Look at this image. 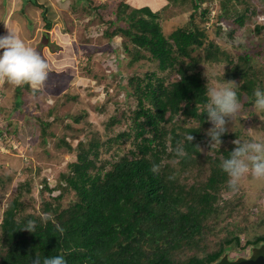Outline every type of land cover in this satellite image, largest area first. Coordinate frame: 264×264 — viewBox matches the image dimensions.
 Listing matches in <instances>:
<instances>
[{
  "label": "trees",
  "instance_id": "obj_1",
  "mask_svg": "<svg viewBox=\"0 0 264 264\" xmlns=\"http://www.w3.org/2000/svg\"><path fill=\"white\" fill-rule=\"evenodd\" d=\"M93 1L76 0L73 6L83 3L86 7ZM170 1L164 0L160 10L148 0L138 6L125 0L96 6L107 24L104 35L122 37L115 49L117 63L126 58L133 71H127V84L121 87L135 103L128 106L126 102L122 108L116 101L102 130L86 119V110L75 114L69 109L59 115L52 106L47 113L51 119L36 116L42 144L54 138L56 150L46 149L48 155L58 151L74 158L54 185L39 171L37 178L30 174L18 182L0 220V264H30L36 255H64L67 264H234L247 259L238 251L246 246L264 257V232L243 244L244 230L231 221L242 201L238 195L227 196L233 190L220 167L236 146L233 140L245 133L227 130L221 144L210 145L206 133L211 123L203 108L208 81L200 67L203 62L231 64L219 78H236L241 109L251 111L254 89L263 88L254 77L255 56L262 50L254 57L248 52L234 56L219 38L238 48L230 38L241 32L245 14L253 13V7L249 8L250 0ZM33 2L42 8L50 28L47 6ZM212 6L216 19L207 27ZM107 7L108 17L104 15ZM184 10L190 20L166 33L160 17ZM223 23L230 24V33L222 32ZM262 28L260 23L254 26L258 33ZM144 60L152 64L142 72L133 66ZM98 78L102 80L103 75ZM30 87L16 86L14 107L0 134L12 133L18 126L10 119L17 107L21 116L30 117L21 98L23 89ZM67 117L81 125L64 123ZM57 124L72 132L59 133ZM185 132H193L192 143L184 138ZM178 146L185 149L183 157L176 152ZM106 153L110 157H104ZM29 220L36 222L34 232L24 229Z\"/></svg>",
  "mask_w": 264,
  "mask_h": 264
},
{
  "label": "rangeland",
  "instance_id": "obj_2",
  "mask_svg": "<svg viewBox=\"0 0 264 264\" xmlns=\"http://www.w3.org/2000/svg\"><path fill=\"white\" fill-rule=\"evenodd\" d=\"M108 1L114 4L118 0H94L86 7L83 3L73 6L76 0H43L41 3L47 6L46 16L51 19V27L47 28L42 24L40 26L38 19L44 24V17L42 8L39 7L41 10L36 8L37 11L32 13L33 19L28 17L29 23L27 24L26 21L25 31L16 28L21 38L49 62L52 72L46 84L41 87L34 89L30 85L31 89H23L21 98L30 117L21 116L17 107L10 119L16 121L18 126L11 127H15V130L11 131L12 133L0 134V177L6 178L4 183L0 181V220L6 203L19 181L24 180L30 174H36L37 178L39 171L40 176H46L50 184L54 185L59 173L66 168L67 162L74 158V154L58 151L57 155L55 153L48 155L46 149L56 150L52 142L54 138L50 137L47 144H42L40 126L36 122V116L51 119L47 113L52 106L57 107L55 111L59 115L69 109L73 110L75 114L86 110L88 113L86 119L102 130L103 121L117 106L116 101L122 105V108H126V102L130 103L128 106H133L135 103L134 97H128L125 89L121 87L127 84V71L129 73L133 71L128 66L126 58L121 59L120 65L122 66H118L117 63L115 49L120 47L122 37L116 35L110 39L104 35L103 30L107 24L100 19L96 10V6ZM125 1H128L132 6H138V3L143 0ZM148 1L151 2L149 3L151 7H157L159 10L163 9L165 3L164 0ZM165 1L171 2L170 0ZM30 2L34 3L33 0H22L21 5L20 0H0V35L6 34L8 28H14L13 21L16 19H25L26 12L28 13L31 9H27V5L32 4ZM3 5L9 11L14 10L9 22H7L9 13H4ZM249 5V8L253 7V13L249 14L248 10V13L245 14V24L241 28V34L237 33L233 37L229 35L233 42L231 45L235 43L238 48L235 45L229 47L230 43L225 38H219V43L225 45L224 47L228 48L234 56L248 52L254 57L257 50H262L255 56L258 65L254 66L257 73L254 77L264 88V0H250ZM256 8L260 14H257ZM108 9L107 7L104 10V15L107 17L109 16ZM216 12V7L212 6L210 8L211 19L207 21V27L211 26L213 18L216 19ZM34 19L37 20L36 23L33 21ZM189 20L190 13L185 10L174 16L160 17V22L166 33L173 30L177 23L185 24ZM257 23L263 25L259 33L254 30ZM230 30V24L223 23L222 32L230 33ZM43 35L48 36L47 43L42 41ZM199 51L202 53V50ZM150 63L149 60H144L134 63L133 66H137V69L142 72L149 67ZM227 65L231 66L227 61L213 65L203 62L200 67H202L204 75L206 73L211 77L209 81L211 84L223 81L219 76L225 72ZM204 66L207 68L204 69ZM120 68L121 70H119ZM119 71L122 73H118ZM99 75H103L102 80L98 78ZM232 81H236V78ZM16 86L7 80L0 79V128L6 126L8 120L6 115L13 110L17 93ZM36 90H40V92H36ZM251 108V111L240 109L238 117L234 119L233 124L229 122L227 128L231 132L240 129L245 133L244 135L240 134L236 139L264 140V113L256 114L253 104ZM66 122H71L74 126L81 125V123L74 122L71 117H67L64 123ZM54 126L59 133L72 132V130H65L59 124ZM127 146L128 144H125L123 149ZM204 148L206 145H203ZM104 157H110V154L106 153ZM233 195L241 197L238 199L242 201V206L240 212H237V205L233 216H231V221L239 224V228L244 230L241 232V241L244 244L255 234L264 232V180L246 175L240 181L238 188L227 196ZM38 196L36 191V197ZM233 202L235 205L237 204V200L234 199ZM39 204L38 200L36 208ZM231 229L236 230V227L232 226ZM238 251L247 258L256 256L254 248L249 249L248 246L246 249L240 248Z\"/></svg>",
  "mask_w": 264,
  "mask_h": 264
},
{
  "label": "clouds",
  "instance_id": "obj_3",
  "mask_svg": "<svg viewBox=\"0 0 264 264\" xmlns=\"http://www.w3.org/2000/svg\"><path fill=\"white\" fill-rule=\"evenodd\" d=\"M51 72L49 62L35 48L29 46L16 29L8 28L6 34L0 35V79L17 86L28 84L36 89L46 84ZM205 75L208 82L205 86L206 101L203 108L211 123L206 134L210 137V145L221 144V137L228 130L227 125L229 122L233 124L241 109L234 87L237 83L223 78L222 82L209 84L211 77L206 73ZM253 96L255 113L260 115L264 113V88H255ZM184 138L192 143L193 132H185ZM232 143L236 146L230 151V156L220 164L229 177L228 186L236 190L246 175L264 180V140L237 138ZM176 152L179 157L186 155L183 146H178ZM156 170L157 166L153 165L152 171ZM35 223L29 220L24 229L34 232ZM30 264H67V260L64 255L43 258L36 255L31 258Z\"/></svg>",
  "mask_w": 264,
  "mask_h": 264
},
{
  "label": "crops",
  "instance_id": "obj_4",
  "mask_svg": "<svg viewBox=\"0 0 264 264\" xmlns=\"http://www.w3.org/2000/svg\"><path fill=\"white\" fill-rule=\"evenodd\" d=\"M3 1H6V0H3ZM19 1V0H18ZM39 3H41V2H43V0H37ZM20 2H21V5H22V0H20ZM30 3H32V2H30ZM52 5H54L55 3H51ZM22 7H24V6H22ZM29 8H31L30 9V11L27 13L26 12V17H24L25 19H22V20H20V19H16L15 21H13V19H12V21H13V23H14V29H16V28H21L22 30H24L25 31V29L27 28L26 26H25V24H26V21H27V24L29 23V21H28V17L30 18V19H33V15H32V13L33 12H36L37 11V9L36 8H39V6H37L36 4H34V3H32L30 6L29 5H27V9H29ZM3 9H4V13H6V14H8L9 16H8V20H7V22H9L10 21V19L12 18V16H11V13L13 14L14 13V10L12 9L11 11H9L8 9H6L5 7H4V5H3ZM39 10H41V8H39ZM19 11H20V7H19V10H18V14H19ZM42 16V15H41ZM25 20V21H24ZM39 20V24H40V26H41V24H42V26H45V21L43 20V22H44V24L40 21V19H38ZM32 21V20H31ZM34 22L35 21H37V20H33ZM32 23V22H31ZM36 23V22H35ZM26 24V25H27ZM34 25V24H33Z\"/></svg>",
  "mask_w": 264,
  "mask_h": 264
},
{
  "label": "water",
  "instance_id": "obj_5",
  "mask_svg": "<svg viewBox=\"0 0 264 264\" xmlns=\"http://www.w3.org/2000/svg\"><path fill=\"white\" fill-rule=\"evenodd\" d=\"M42 41L44 43H47L49 41L48 36L43 35ZM234 264H264V257L257 255L255 257L248 258V259L242 260V261L234 263Z\"/></svg>",
  "mask_w": 264,
  "mask_h": 264
},
{
  "label": "bare ground",
  "instance_id": "obj_6",
  "mask_svg": "<svg viewBox=\"0 0 264 264\" xmlns=\"http://www.w3.org/2000/svg\"><path fill=\"white\" fill-rule=\"evenodd\" d=\"M230 75V74H229Z\"/></svg>",
  "mask_w": 264,
  "mask_h": 264
}]
</instances>
